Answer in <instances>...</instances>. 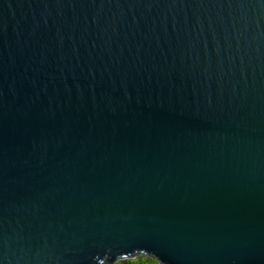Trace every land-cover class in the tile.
Listing matches in <instances>:
<instances>
[{
    "label": "water",
    "instance_id": "obj_1",
    "mask_svg": "<svg viewBox=\"0 0 264 264\" xmlns=\"http://www.w3.org/2000/svg\"><path fill=\"white\" fill-rule=\"evenodd\" d=\"M264 264V0H0V264Z\"/></svg>",
    "mask_w": 264,
    "mask_h": 264
},
{
    "label": "trees",
    "instance_id": "obj_2",
    "mask_svg": "<svg viewBox=\"0 0 264 264\" xmlns=\"http://www.w3.org/2000/svg\"><path fill=\"white\" fill-rule=\"evenodd\" d=\"M115 264H160L157 260L146 256H138L134 259L119 260Z\"/></svg>",
    "mask_w": 264,
    "mask_h": 264
}]
</instances>
